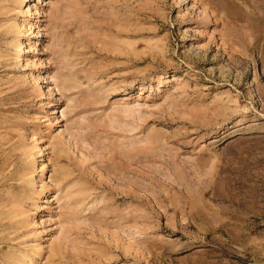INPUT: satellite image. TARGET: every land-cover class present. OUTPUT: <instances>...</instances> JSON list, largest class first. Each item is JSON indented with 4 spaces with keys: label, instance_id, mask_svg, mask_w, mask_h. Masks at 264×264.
Masks as SVG:
<instances>
[{
    "label": "rangeland",
    "instance_id": "1",
    "mask_svg": "<svg viewBox=\"0 0 264 264\" xmlns=\"http://www.w3.org/2000/svg\"><path fill=\"white\" fill-rule=\"evenodd\" d=\"M0 264H264V0H0Z\"/></svg>",
    "mask_w": 264,
    "mask_h": 264
}]
</instances>
